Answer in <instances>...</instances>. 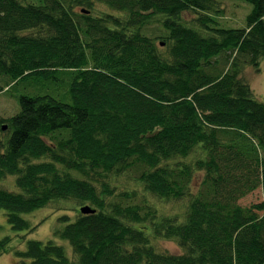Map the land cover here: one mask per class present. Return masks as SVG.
<instances>
[{
  "label": "trees",
  "instance_id": "obj_1",
  "mask_svg": "<svg viewBox=\"0 0 264 264\" xmlns=\"http://www.w3.org/2000/svg\"><path fill=\"white\" fill-rule=\"evenodd\" d=\"M222 1L0 0V93L19 105L0 115V179L16 186L0 209L26 232L23 214L56 201L95 210L52 230L74 257L28 239L19 264H264V200L240 203L264 192V100L243 76L264 62V0H243V27L219 22Z\"/></svg>",
  "mask_w": 264,
  "mask_h": 264
},
{
  "label": "rangeland",
  "instance_id": "obj_2",
  "mask_svg": "<svg viewBox=\"0 0 264 264\" xmlns=\"http://www.w3.org/2000/svg\"><path fill=\"white\" fill-rule=\"evenodd\" d=\"M222 12L217 16L219 22L227 27H243L246 25V16L250 12L252 5L243 0H223L221 2ZM95 8L108 10V8L101 4H96ZM79 10V7L77 8ZM197 16L193 11L183 12V19L188 24L192 25V21ZM243 76L246 81L251 85L255 96L259 100H264V62L261 64L259 70L252 66L245 68ZM19 109L18 101L16 98L11 97L7 93H0V115L8 117L13 115ZM8 136L7 129L0 130V140H5ZM14 176L11 178L0 179V187L8 190H16L14 183ZM198 178L193 183V189L198 184ZM117 184L121 187H128L131 185L130 177L120 176L117 179ZM195 190V189H194ZM264 200V192L261 188L256 189L254 192L246 195L240 199L242 205H249L251 203ZM151 201L156 203L160 211L168 214L182 215L185 210V199L177 201H164L159 198L151 197ZM78 209L76 203L72 200H60L51 203L45 207L39 208L31 213L23 214V217L28 219L31 225L36 226L32 231H16L8 223L6 218V212L4 209H0V238L4 236H11V248L0 255V264H19L18 259L14 254V249H25V243L28 239L42 240L53 238L58 243L64 245L67 255L72 258L74 253L68 241L54 238L52 230L58 223V219L61 216L67 215L70 221H74ZM24 237V239L22 238ZM155 246L161 251H167L170 253H182V249L172 240L154 239Z\"/></svg>",
  "mask_w": 264,
  "mask_h": 264
},
{
  "label": "water",
  "instance_id": "obj_3",
  "mask_svg": "<svg viewBox=\"0 0 264 264\" xmlns=\"http://www.w3.org/2000/svg\"><path fill=\"white\" fill-rule=\"evenodd\" d=\"M3 128H6V127L3 126ZM80 211H81L82 213H93V212H95V210L92 209L89 205L82 206V207L80 208Z\"/></svg>",
  "mask_w": 264,
  "mask_h": 264
}]
</instances>
